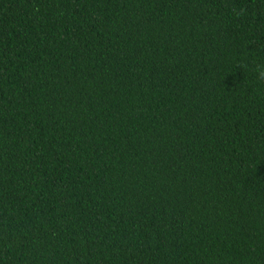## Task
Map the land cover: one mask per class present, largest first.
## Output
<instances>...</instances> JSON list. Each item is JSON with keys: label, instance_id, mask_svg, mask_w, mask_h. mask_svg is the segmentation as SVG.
Listing matches in <instances>:
<instances>
[{"label": "trees", "instance_id": "1", "mask_svg": "<svg viewBox=\"0 0 264 264\" xmlns=\"http://www.w3.org/2000/svg\"><path fill=\"white\" fill-rule=\"evenodd\" d=\"M264 0H0V264H264Z\"/></svg>", "mask_w": 264, "mask_h": 264}, {"label": "clouds", "instance_id": "2", "mask_svg": "<svg viewBox=\"0 0 264 264\" xmlns=\"http://www.w3.org/2000/svg\"><path fill=\"white\" fill-rule=\"evenodd\" d=\"M262 76H264V73H261Z\"/></svg>", "mask_w": 264, "mask_h": 264}]
</instances>
